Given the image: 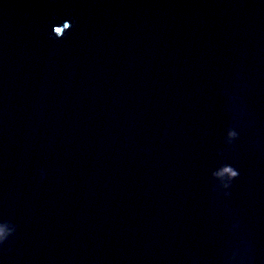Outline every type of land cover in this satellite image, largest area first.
<instances>
[{
  "label": "water",
  "instance_id": "obj_1",
  "mask_svg": "<svg viewBox=\"0 0 264 264\" xmlns=\"http://www.w3.org/2000/svg\"><path fill=\"white\" fill-rule=\"evenodd\" d=\"M12 227L0 264H264V0H0Z\"/></svg>",
  "mask_w": 264,
  "mask_h": 264
},
{
  "label": "clouds",
  "instance_id": "obj_2",
  "mask_svg": "<svg viewBox=\"0 0 264 264\" xmlns=\"http://www.w3.org/2000/svg\"><path fill=\"white\" fill-rule=\"evenodd\" d=\"M240 133L239 131H237L236 129H233L229 132V141L228 143L231 145L233 144L236 140L239 139ZM45 175L44 171L41 170L40 172V176L41 178H43ZM240 176V172L238 170H236V174L234 179H238ZM16 233V227H12V228H0V247H2L3 245H5L12 236H14Z\"/></svg>",
  "mask_w": 264,
  "mask_h": 264
},
{
  "label": "snow or ice",
  "instance_id": "obj_3",
  "mask_svg": "<svg viewBox=\"0 0 264 264\" xmlns=\"http://www.w3.org/2000/svg\"><path fill=\"white\" fill-rule=\"evenodd\" d=\"M58 31H59V29H58Z\"/></svg>",
  "mask_w": 264,
  "mask_h": 264
}]
</instances>
